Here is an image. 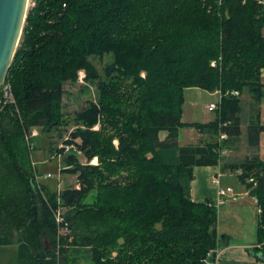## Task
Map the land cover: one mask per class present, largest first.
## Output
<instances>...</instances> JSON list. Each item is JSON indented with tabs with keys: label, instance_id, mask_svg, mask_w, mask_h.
Returning <instances> with one entry per match:
<instances>
[{
	"label": "trees",
	"instance_id": "trees-1",
	"mask_svg": "<svg viewBox=\"0 0 264 264\" xmlns=\"http://www.w3.org/2000/svg\"><path fill=\"white\" fill-rule=\"evenodd\" d=\"M258 2L33 0L5 79L14 103L0 120V247L18 236L16 264H214L217 208L190 195L193 168L201 166L235 173L256 200L260 249L248 251L264 258ZM104 55L112 62L99 72L92 58ZM79 70L96 98L75 113L66 150L50 134L67 124L64 85ZM189 88L220 92L212 121L181 122ZM244 90L248 108L239 98ZM221 123L228 138L219 143ZM241 124L249 155L224 163L220 151L240 139ZM34 128L78 188L56 192L37 182L26 142ZM182 128L201 135L196 144H179Z\"/></svg>",
	"mask_w": 264,
	"mask_h": 264
},
{
	"label": "crops",
	"instance_id": "crops-1",
	"mask_svg": "<svg viewBox=\"0 0 264 264\" xmlns=\"http://www.w3.org/2000/svg\"><path fill=\"white\" fill-rule=\"evenodd\" d=\"M260 80L263 84L264 91V69L261 70ZM198 92L206 93L210 98L205 103V107L209 103L214 102L216 99H211L213 97H216L214 93H209L197 88L186 89L184 91V104L181 116L182 123H206L212 121V119H210L208 121L203 122L196 120L185 122L183 119L184 107L186 103L192 111L194 107L197 106V98L199 94ZM239 98L241 105L243 106L251 100L249 93H247L245 98L241 93ZM259 119L260 123L264 125V103L259 105ZM240 129V139L238 141H233L229 143L225 148L222 149L224 151L222 155L224 163L238 161L249 155V148L245 141L246 125L241 124ZM186 131L189 134L191 142L187 144H182L179 138L182 132ZM200 137L201 135L194 128H182L179 131L178 142L180 145L196 144ZM256 153L259 159L264 162V132L260 133L259 135L258 150ZM218 172H221V174L223 175V171L220 169L219 166H201L193 168V180L191 182L190 187V195L192 201L204 202L206 200H210L212 202H215L216 188L215 186L212 187L210 185L212 184L211 179ZM225 173H227V171L224 172V175H226ZM221 185L223 186L222 178ZM236 193L240 194V198L236 202L229 203L228 205L232 204V206H229L228 208H226L227 203L221 205V209H224L226 211H224V214L221 211L223 217L222 219L220 215L219 218H217V234L219 237V242L216 249V252L218 253V259L216 264H264V258H257L248 251L249 249L253 248L260 249V244L257 241L256 234L257 221L259 217L256 200L248 195V191L242 184L241 189ZM254 206L257 208V218L253 212Z\"/></svg>",
	"mask_w": 264,
	"mask_h": 264
},
{
	"label": "rangeland",
	"instance_id": "rangeland-1",
	"mask_svg": "<svg viewBox=\"0 0 264 264\" xmlns=\"http://www.w3.org/2000/svg\"><path fill=\"white\" fill-rule=\"evenodd\" d=\"M33 5V0H28L27 10L31 8ZM264 31V30H263ZM92 61L95 67L98 69L99 72H102L104 66L112 62L111 55H104L102 58H92ZM215 64V62H212ZM211 63V64H212ZM79 75L82 77V80L79 81ZM85 72L84 70H79L76 78V82L74 84L66 83L64 85V95L62 97V112L65 115L64 118L67 119V124L64 125V128H59L53 131L50 135L52 136L51 139L54 141V146L58 148H65L67 150L71 149L73 145H65V140L68 139L69 133H71L75 128L74 116L79 110L87 105L88 100L92 99L95 101L96 98V91L93 85H88V83L84 80ZM216 92H213L216 96ZM197 98V106L194 107L193 111L188 107L186 103L184 107V121H208L210 119H214L215 113L208 112L207 106L205 107V103L209 100V96L206 93L198 92ZM244 98L247 95V91L242 92ZM213 97L211 99H215ZM216 100V99H215ZM250 100L247 104H245V108L249 107ZM264 103V95L260 100V104ZM99 126L97 125L95 129H98ZM36 131V139L33 143V149L31 151V163L33 171L35 173V177L38 183L44 184L48 189L52 191L59 192L65 187H76L77 186V179L75 175L70 174H62L60 168L62 167V156L60 154H56L57 158L54 155H50L48 150V140L49 138L43 135L38 128L32 129ZM182 144L190 143V137L188 132H182L180 138ZM54 147V148H55ZM264 154V153H263ZM96 159V158H94ZM79 160L81 162H86L84 156L82 154L79 155ZM97 160H92L89 164H96ZM50 174L51 177H47L46 175ZM226 175H222V184L223 187H231L233 192L236 193L241 189V184L236 176L235 173H230L227 171ZM211 184V183H210ZM40 185H38L39 187ZM214 187L212 184L210 185ZM238 194V193H237ZM42 197L44 194L42 193ZM231 203L230 201L227 202V207L232 206L228 205ZM222 206L217 207V218L219 215L222 217V212L224 211L221 209ZM257 208L253 207V212L257 218L256 213ZM222 211V212H221ZM62 210L60 209V213L62 214ZM17 244H18V236L13 234L12 244L6 247H0V264H16L17 262ZM80 264H83L80 262Z\"/></svg>",
	"mask_w": 264,
	"mask_h": 264
},
{
	"label": "water",
	"instance_id": "water-1",
	"mask_svg": "<svg viewBox=\"0 0 264 264\" xmlns=\"http://www.w3.org/2000/svg\"><path fill=\"white\" fill-rule=\"evenodd\" d=\"M28 0H0V87L18 46Z\"/></svg>",
	"mask_w": 264,
	"mask_h": 264
},
{
	"label": "built area",
	"instance_id": "built-area-1",
	"mask_svg": "<svg viewBox=\"0 0 264 264\" xmlns=\"http://www.w3.org/2000/svg\"><path fill=\"white\" fill-rule=\"evenodd\" d=\"M220 1V0H219ZM259 4L264 6V0H258ZM212 65L214 66L215 64L212 63ZM82 80V77H80L79 75V81ZM235 95H237V92H234ZM220 102H221V94L220 92H216V100L214 102H211L207 105V111L208 112H217L219 110L220 107ZM8 103H14V99L11 93V87L9 85V83L5 82L2 84V86L0 87V120H1V115L3 113V109L5 107V105H7ZM222 126H227V123H221L219 124V133L217 136V141L219 143H221L223 140H226L228 138L227 133H225L224 131H222ZM36 131L32 130L29 134H26V142H27V146L28 149L31 153L32 149H33V145L32 143H30V138L32 137H36ZM67 150V147H66ZM221 154L224 153L223 150L220 151ZM96 160V159H93ZM33 164V163H32ZM48 178L51 177L50 174L46 175ZM221 177L222 174L221 172H218L216 175H214V177L211 179V183L213 186H215L216 188V199L215 202H210L208 203L209 206H215L216 208L224 205L225 203H227L228 201L230 202H236L239 198H240V194L234 193L233 189L231 187H223L221 185ZM248 182H253L252 178L247 180ZM258 212L260 213V209L258 208ZM54 217L55 220L57 222V224H60L63 221L62 215L60 213V209H57L54 213ZM218 259V253L215 251V262L214 264H216Z\"/></svg>",
	"mask_w": 264,
	"mask_h": 264
}]
</instances>
